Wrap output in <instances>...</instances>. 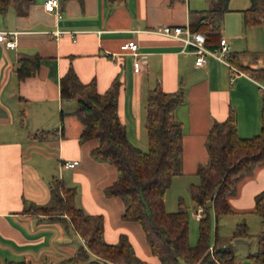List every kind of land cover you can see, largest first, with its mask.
<instances>
[{
  "label": "crops",
  "instance_id": "obj_1",
  "mask_svg": "<svg viewBox=\"0 0 264 264\" xmlns=\"http://www.w3.org/2000/svg\"><path fill=\"white\" fill-rule=\"evenodd\" d=\"M249 5L250 0H229L220 36L229 42V55L237 52L238 62L260 68L264 67V23L244 25L242 9ZM203 7L197 0L113 4L59 0L61 16L57 17L45 9L43 0H18L0 10V30L16 31L15 47L0 43V264H65L64 259L85 247L63 217L23 210L30 203L49 202V179L55 175L51 157L68 181L81 183L76 205L86 213L103 215L106 242H116L120 233L129 238L131 232L144 253L136 255L162 264L150 252L141 226L121 219L125 199L105 193L106 185L116 177L115 166L90 154L94 141L79 140L82 124L76 116L66 114L60 120V111L69 113L77 103L61 101L59 79L71 66L82 82L94 80L99 92L118 80L117 114L134 145L146 132L147 89L157 81L164 91L181 87L184 101L175 108L183 125L181 174L196 175V167L208 157L205 136L210 124L223 120L233 108L238 134L258 133L264 95L242 70L236 72L211 57L195 67L194 53L180 40L152 31L161 24H189V9ZM55 28L69 32L55 38L50 32ZM129 40H135L144 54L139 71L133 70V57L122 48ZM26 54H38L40 64L33 74L19 79L15 68ZM73 159L78 160L73 167H60L62 161ZM263 188L264 163L237 180L229 196L232 213L253 212L254 195ZM219 244L226 245L222 240ZM246 260L249 263L241 264H255Z\"/></svg>",
  "mask_w": 264,
  "mask_h": 264
},
{
  "label": "trees",
  "instance_id": "obj_2",
  "mask_svg": "<svg viewBox=\"0 0 264 264\" xmlns=\"http://www.w3.org/2000/svg\"><path fill=\"white\" fill-rule=\"evenodd\" d=\"M18 0H0V10ZM111 4L125 0H108ZM203 9H189L188 20L192 30L205 35V44L218 46L220 29L229 0H208ZM245 26L264 23V0H250L242 9ZM235 54V55H233ZM229 55L234 66L256 79H264V67L243 65ZM38 54L19 58L15 68L19 79L29 76L39 67ZM120 82L113 80L99 92L94 80L82 82L69 66L59 79L61 101L75 100L73 114L82 124L81 142L94 141L90 154L107 160L116 168L115 179L106 185L105 193L125 198L121 219L137 222L145 235L150 252L162 264H241L227 245H218L216 228L213 244H209L210 215L215 219L230 214L234 208L229 196L235 191L237 180L251 169L264 163V95L261 107V124L258 133L250 137L238 134L235 112L229 109L221 121H213L205 136L207 160L195 169L198 182L189 184V193L196 205L201 206L198 217V238L194 245L188 242V211L182 198L175 211H167L164 196L174 175L182 173L183 125L175 116V108L184 101L181 87L164 91L157 81L147 89L145 97L144 127L147 149L142 150L126 136L125 126L117 114V97ZM49 202L28 204L23 210L33 214L63 217L71 228L85 240V247L64 259L65 264H151L141 259L131 248L127 234L120 233L116 242L103 239L104 218L101 213H86L76 205L77 187L62 177L49 179ZM125 196V197H124ZM253 212L261 217L262 227L256 234V249L246 257L255 264H264V188L254 195ZM245 221L237 222L232 237L247 236ZM213 247V252L209 247ZM17 264H25L21 261Z\"/></svg>",
  "mask_w": 264,
  "mask_h": 264
},
{
  "label": "rangeland",
  "instance_id": "obj_3",
  "mask_svg": "<svg viewBox=\"0 0 264 264\" xmlns=\"http://www.w3.org/2000/svg\"><path fill=\"white\" fill-rule=\"evenodd\" d=\"M197 1L204 3L205 7L203 8L209 6L208 0H197ZM203 8H196V9H203ZM72 102L75 103V101L73 100ZM135 144L142 150H146L147 133L144 132V136H141ZM49 160L53 166V174L59 177L64 176L65 182L67 184L69 185L75 184L80 191L81 183L80 182L73 183L72 181H68L66 179V175H65L66 173L65 172L61 173V171L59 172L58 167L56 165L57 164L56 159L54 157H51ZM191 182H198V177L196 175H182V174L174 175L171 179L170 186L167 188L165 192L164 206L167 211H175L178 206V199L182 198L189 215L188 242L190 245H194L197 241L198 232H199L198 217L196 215V210L199 208V206L195 204V202L192 200L190 196L189 184ZM125 198L127 199V197ZM209 215H210L209 244L210 245L213 244L214 236H215V228H216V234L218 236V240L225 241L227 247L236 254L239 261H244L245 263H249V261L246 260L245 253L243 252H249L253 250V248L255 247L256 234L260 231L262 226L261 217L255 212H236L232 214H221L217 217V219H215L212 208H209ZM53 217H60V216H53ZM241 221L247 222L248 234L247 236H245L244 239V241H246L245 243L237 244L235 242V238L232 237V232L235 227V224ZM129 240L131 243V248L133 249L134 252H136L139 255L144 254L141 251V247H142L141 243L135 237L132 236L131 232H129Z\"/></svg>",
  "mask_w": 264,
  "mask_h": 264
},
{
  "label": "built area",
  "instance_id": "obj_4",
  "mask_svg": "<svg viewBox=\"0 0 264 264\" xmlns=\"http://www.w3.org/2000/svg\"><path fill=\"white\" fill-rule=\"evenodd\" d=\"M43 4L46 10L54 12L57 17L61 16V12L59 10V0H43ZM152 31L160 35L180 40L184 47L189 48L194 53L195 67L203 66L207 59L211 57L227 65L232 70L240 73V70L229 60L230 46L228 40L224 36H220L218 46L210 48L205 44V35L198 30H192L189 24H161L154 27ZM50 32L52 36L56 38L64 32H69V30L55 28ZM15 35V30H0V43H3L6 47H15ZM73 40H75L74 37ZM122 48L128 50L132 55L133 70L139 71L144 61V54L138 50L137 42L135 40H129L122 45ZM252 80L264 94V79L261 80L252 78ZM77 162V159L65 160L60 163V167L71 168L76 165ZM201 210L202 207L199 206L196 210L197 217L200 216ZM82 241L85 243L84 238H82ZM209 250L213 252L214 249L210 246Z\"/></svg>",
  "mask_w": 264,
  "mask_h": 264
},
{
  "label": "water",
  "instance_id": "obj_5",
  "mask_svg": "<svg viewBox=\"0 0 264 264\" xmlns=\"http://www.w3.org/2000/svg\"><path fill=\"white\" fill-rule=\"evenodd\" d=\"M243 241H244V239L241 238V237H237V238H235V242H236V243H238V242H243Z\"/></svg>",
  "mask_w": 264,
  "mask_h": 264
}]
</instances>
